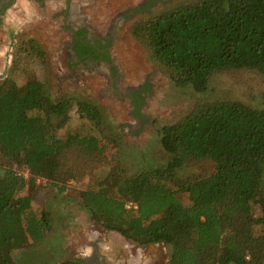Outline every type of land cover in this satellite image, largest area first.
<instances>
[{
  "label": "trees",
  "instance_id": "1",
  "mask_svg": "<svg viewBox=\"0 0 264 264\" xmlns=\"http://www.w3.org/2000/svg\"><path fill=\"white\" fill-rule=\"evenodd\" d=\"M130 33L177 88L203 94L214 75L239 71L264 81V0L178 4L138 20ZM71 35L72 61L106 54V46L87 39L86 29ZM29 45L43 60L37 42ZM129 97L138 113L140 93ZM73 108L92 126L95 140L58 137ZM157 136L166 156L162 168L126 175L111 167L102 189L78 194L80 209L137 247H169L168 264H264V108L231 101L197 105ZM117 147L97 106L54 100L40 81L0 82V154L14 166L0 178V264H21L13 250H33L52 227L50 218L32 211V197L20 194L37 181L62 193L65 183L95 169ZM201 163L211 172L183 176Z\"/></svg>",
  "mask_w": 264,
  "mask_h": 264
},
{
  "label": "rangeland",
  "instance_id": "2",
  "mask_svg": "<svg viewBox=\"0 0 264 264\" xmlns=\"http://www.w3.org/2000/svg\"><path fill=\"white\" fill-rule=\"evenodd\" d=\"M196 0H10L0 14V82L13 80L18 86L29 81L47 85L54 100L62 97L86 101L98 107L108 135L118 147L95 169L77 174V181L65 183L66 191L37 181L20 196H31L32 211L50 218L52 227L43 242L33 250L15 249L13 258L21 264H118L122 250L132 256L141 254L137 247L120 235L97 226L79 207L78 194L102 189L111 167L126 175L162 168L166 156L161 150L157 131L172 125L197 105L215 102H239L252 109L264 108V81L251 71L214 75L207 91L197 94L177 88L149 52L131 36V27L163 9ZM150 4V6H149ZM86 29L87 39L106 46L97 61L76 63L70 53L71 33ZM43 50V60L30 52V41ZM103 51V52H104ZM132 93H140L141 107L135 111ZM77 134L95 140L92 126L79 119L76 108L69 114L59 138ZM14 169L0 154V178ZM210 164L188 166L183 176L211 172ZM27 177L24 171L18 172ZM259 211L254 208V215ZM168 264L169 247L158 248ZM128 258V257H127Z\"/></svg>",
  "mask_w": 264,
  "mask_h": 264
},
{
  "label": "flooded vegetation",
  "instance_id": "3",
  "mask_svg": "<svg viewBox=\"0 0 264 264\" xmlns=\"http://www.w3.org/2000/svg\"><path fill=\"white\" fill-rule=\"evenodd\" d=\"M10 4V0H0V14H2ZM104 46V45H102ZM152 246V245H149ZM158 246L155 249L144 248L141 250V254L132 256L129 252L122 250L116 258L118 264H164L166 257L164 254L159 253L158 248H163V244L154 245ZM128 257V258H127ZM97 263L99 264H106L103 259L98 260Z\"/></svg>",
  "mask_w": 264,
  "mask_h": 264
},
{
  "label": "built area",
  "instance_id": "4",
  "mask_svg": "<svg viewBox=\"0 0 264 264\" xmlns=\"http://www.w3.org/2000/svg\"><path fill=\"white\" fill-rule=\"evenodd\" d=\"M127 208L129 209V208H131V206H128Z\"/></svg>",
  "mask_w": 264,
  "mask_h": 264
}]
</instances>
